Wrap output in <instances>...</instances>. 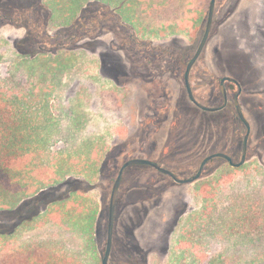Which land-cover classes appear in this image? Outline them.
I'll list each match as a JSON object with an SVG mask.
<instances>
[{
  "label": "rangeland",
  "instance_id": "obj_1",
  "mask_svg": "<svg viewBox=\"0 0 264 264\" xmlns=\"http://www.w3.org/2000/svg\"><path fill=\"white\" fill-rule=\"evenodd\" d=\"M81 1L47 0L46 5L52 7V20L55 23L69 25ZM100 1L118 5L117 11L122 18L143 37L151 32L147 25L152 21L150 4L157 9L164 4L163 7L167 9L175 7L181 0H150V4L144 0ZM191 1L193 4L197 2L203 5L206 2ZM1 24L3 23L0 22ZM11 25H4L6 28L0 32V95L9 98V104L15 105L13 110L20 122L16 127L20 133V157L10 178L0 187V264H102L101 251L105 241L106 219L102 221L101 234L96 227L93 240L84 233L89 232L88 227L83 231L85 221L81 218V208L74 198L54 202L45 209L42 204L39 215L37 214L40 209H33L27 201L44 189L53 191L52 195L65 197L69 184L74 183L82 188L88 177L96 178L99 173H103L105 177L102 179L101 175L98 181H94L87 194L99 202L102 200L105 192L101 185L108 182L106 174L116 172L117 175L123 160L133 150L127 143L135 137L140 143L143 136L141 132L134 138H129V133L125 130V125L129 124L131 118L126 117L132 110L131 96L141 100L140 95H133L137 91V82L118 85L116 79L111 78L106 70L105 75L100 71L98 59L91 58L89 54L68 53L67 50L60 49L52 55L38 54L36 57L24 58L17 53L13 42L7 39L13 30ZM158 33L168 35L167 30L153 34ZM218 35L215 49L222 50L224 58L217 72L236 77L249 91L245 100L247 116L253 125V135L261 144V148L253 151L260 152L264 161V52H260L261 46H264V0H242L238 10L219 25ZM101 50L109 64L107 69L111 70L113 61L108 59L110 54L104 47ZM227 51L229 59L225 58ZM81 64L84 67L78 69ZM121 69L116 66L113 70ZM76 71L77 74H73L74 79L77 77L80 80L76 79L73 84L61 82L63 77ZM117 79H120L119 74ZM5 88L8 94H3L6 92ZM187 139L192 141L193 134L190 133L188 138L184 137L183 141L187 142ZM199 139L204 142L199 145L201 152L209 150L208 133L200 130ZM107 145L112 148L115 146L114 154L122 146L126 147L120 161L112 163V154L104 158L101 164V149ZM236 172L238 175L264 173V165L251 163ZM256 182H250L255 185L249 189L262 192L264 199V180L258 185ZM146 183L144 179H133L132 172H129L122 188L120 205H125L128 199L137 197V193L147 187ZM239 183L245 182L226 183L221 191L215 192L219 199L218 209L223 208L224 212L228 209L234 212L241 210L242 206L224 207L230 185L234 184L237 188L235 185L238 184L241 187ZM109 191L106 190V193ZM187 194L190 206L198 207L202 211V199L192 200L190 187ZM182 203L183 188L179 186L162 191L161 194L155 192L148 201L131 204L118 222L122 238L128 240L131 229L138 227L136 238L139 246L161 250L166 245L169 234L172 235L177 226L176 216ZM258 206L260 208V204ZM142 207L150 209L149 214H143ZM257 207L253 205L251 208ZM261 209V227L250 228L248 225L242 229L244 232L241 234L238 228H230L233 231L232 237L229 235L227 242L219 237L211 239L212 248L205 251L199 260L198 256L204 253L206 242L213 235L212 226H208L205 234H201L203 239H200L198 245L188 240L190 238H178L173 243L174 247L178 251L187 250L188 257L193 254L194 256L188 260L167 256L165 264H210L208 259L211 257L216 258L211 264H222L226 258L236 262V257L244 260L243 262L264 264V203ZM21 218L26 220L15 231L9 232L11 226ZM224 226L230 225L221 222L216 229L222 231ZM131 246L137 247L126 241L116 245L117 257L125 264L132 262L128 260L127 254L124 255L131 250ZM152 253L149 264L153 261L158 264L163 262L159 259V251Z\"/></svg>",
  "mask_w": 264,
  "mask_h": 264
},
{
  "label": "flooded vegetation",
  "instance_id": "obj_2",
  "mask_svg": "<svg viewBox=\"0 0 264 264\" xmlns=\"http://www.w3.org/2000/svg\"><path fill=\"white\" fill-rule=\"evenodd\" d=\"M232 1L215 0L206 45L190 71L189 79L195 99L207 107L204 108L192 100L189 95L186 85V69L206 31L212 0H206L204 5L197 2L193 4L191 0H181L175 7L167 9L163 7L164 4L157 9L150 4V0H144L152 6V21L151 24H147L151 32L147 36L142 35L143 37L122 18L117 11L118 5L113 3L112 5L100 0H82L72 23L62 25L52 20L54 13L52 7L46 5L47 0H0V22L3 23L0 25V32L7 27V24H12L10 28L13 30L7 39L13 42L17 53L24 58L36 57L38 54L52 55L60 49H65L68 53L89 54L91 58L98 59L100 71L105 75L106 70L111 78L116 79L118 85H131L133 81L137 82V91L133 95H140L141 100L138 101L131 96L132 110L126 116H131V118L129 117V124L125 125V130L129 133V138H134L141 132L143 136L140 143L136 141V137L127 143L133 147V150L123 160L117 175L116 172L111 175L106 174L108 182L101 185L105 194L100 201V213L96 224L101 234L102 221L106 219L103 243L105 250L101 251L102 259L108 244L112 191L121 167L131 159H146L154 164L132 163L123 172L115 202L109 264H118L116 261L118 260L116 252L118 243L125 241L134 243L139 252L144 249L139 246L136 238L138 227H133L127 236L128 240H125L119 231L120 223L118 222L131 204L148 201L155 192L161 194L162 191L170 188L179 186L183 188V203L181 209H178L177 226L173 233L180 228V238H190L188 240L196 244L203 239L201 234H205L206 231L203 229L208 226L216 228L220 227L221 222H227V225L243 228L253 224L251 214L260 216L262 209L258 204L256 209H252L253 206H251L241 207V210L235 212L230 209L224 212L223 208L218 209L219 199L215 195V192L223 188L232 174L219 172L223 170L224 164H229L236 171L251 163L264 165L263 155L253 151V149L261 148V144L257 138L255 139L253 125L247 116L245 100L249 91L236 77L217 72L224 58L223 51L215 49L219 36L218 27L238 10L242 0ZM162 30H167L168 35L153 34ZM104 36L106 39L103 38ZM101 47L106 48L110 54L108 59L113 61L111 70L107 69L109 64L101 52L103 50ZM168 47H173L175 54L168 56ZM260 52H264V46L263 48L261 46ZM185 57H187L186 64L183 61ZM225 58L229 59L228 51ZM81 66L84 67L81 64L78 69ZM116 66L121 67V71L113 70ZM73 74L76 75L77 71L69 75L72 78V84L76 82V79L80 80L77 77L74 79ZM118 74L120 79H117ZM224 77L233 78V80L227 79L224 82L226 96L221 86ZM240 88L238 102L250 125L245 162L240 166H234L227 158L214 156L205 164L201 176L191 182H179L171 174L164 172L161 168L170 170L179 179L194 177L203 160L216 153H225L234 162L241 160L248 127L241 118L236 105L235 98ZM216 89L219 91L218 98L215 97ZM205 115L209 118L211 132L209 148L211 149L204 156H200L199 121L200 117ZM190 133L193 134V140L189 142L187 139V142H184V137L188 138ZM114 147H111L105 158L115 153ZM232 147L237 148L234 155L230 152ZM124 148L126 147L122 146L110 158L112 163L120 161L119 158L124 153ZM129 172H132L133 179H144L147 187L137 193V197L128 199L125 205L121 206V192ZM101 175L103 179L105 176L103 173ZM200 186L209 188L215 198L213 204L203 208L202 211H199L198 207L190 206L189 194H187V189L190 187L192 200L199 198L195 196V191ZM106 190L109 192L106 193ZM141 209L143 214L150 212V209L144 207ZM172 235L169 234L166 245L170 242ZM144 250L147 252L144 254L145 259L142 264H149L153 249Z\"/></svg>",
  "mask_w": 264,
  "mask_h": 264
},
{
  "label": "trees",
  "instance_id": "obj_3",
  "mask_svg": "<svg viewBox=\"0 0 264 264\" xmlns=\"http://www.w3.org/2000/svg\"><path fill=\"white\" fill-rule=\"evenodd\" d=\"M170 46V45H169ZM175 49L173 47H168V56L175 54ZM183 61L187 62V57H185L183 59ZM3 88V87H2ZM4 89V88H3ZM5 93L3 94H8L7 93V89L5 88ZM215 97L218 98L219 97V91L218 89H216L215 91ZM9 98H5L4 95H0V187H2L4 185V183L10 178L11 174L14 171V166L17 163L18 158L20 157V147H19V136L20 133L17 132V128L19 125V118L17 115V113L13 110L15 105L13 104H9ZM217 102V101H216ZM200 130L202 131H206L208 133V137L210 140L211 137V132L209 129V118L208 116H201L200 117V121H199V133ZM198 133V135H199ZM200 144L202 145L204 142L200 141ZM109 145V144H108ZM104 146L103 149H101V156H102V162L104 161L105 156L107 155V153L110 151L111 146ZM201 148V146H199ZM205 147V146H204ZM211 149V148H210ZM209 149V150H210ZM209 150H205L209 151ZM237 148H230V152L234 155L236 152ZM205 152H201L200 150V156ZM100 163V162H98ZM176 167V166H174ZM223 170L219 171V172H227V173H235L236 170L231 167L229 164H224L223 165ZM101 173H99L96 178L93 177H88L85 181H84V185L83 187L85 188H81L79 186H77L76 184H69V188H68V194L65 197H61L59 196V194L56 195H52L53 191H50L49 189H44L41 190V192H39L35 197L30 198L27 202L31 203L33 209H35L36 207L38 209H40L41 205L44 204L45 208H48L50 204L54 203V202H58V201H65V200H69L74 198L75 201L79 204L80 208H81V218L84 219L85 224H84V229H86L87 227L89 228V232H84L88 238V236L91 237V239L94 240V234H95V230L97 227V219L100 213V206L101 203L99 202V200L93 198L92 196L88 195L87 193L89 192V189H91L92 183L94 181H98L99 177H100ZM203 182V181H202ZM201 182V183H202ZM60 186H63L60 185ZM58 186V187H60ZM49 190V191H48ZM74 193H76L77 195L75 196ZM195 196H198L199 198L202 199L203 203L202 206L203 208H207L209 204H211L213 202V200L215 199L212 195V191H210L209 188L205 187V186H200L198 187V190L195 191ZM41 209L38 211L39 215L41 213ZM36 216V215H34ZM24 220H26L25 218H21L18 222H16L15 224H13L11 226V228L9 229V232H13L15 231L23 222ZM234 229V225H230L226 228H222L223 230L227 229L229 231H231L232 229ZM187 230L190 231V229L187 228ZM207 227L203 229V231H206ZM221 230V229H220ZM223 232V231H222ZM242 231H239V234H241ZM233 233V231H231V234ZM203 237V236H201ZM131 243H129L130 245ZM185 245V244H184ZM192 245V244H189ZM197 245V244H196ZM131 248V250H129L128 252H126L124 255H126L127 257H129L128 260L132 261L131 264H142L144 262V254L147 252V250L142 249L141 252L137 251V249H133L132 246L129 247ZM105 250V246H103V248ZM160 252V255H168V256H174L177 257L178 259H184V260H188L191 257H188L186 251L187 250H181L178 251V249H176L174 247V245H165L161 250H157ZM181 255V256H180ZM118 256V255H117ZM118 260L117 263L118 264H125L123 263V261H121L119 259V257H117ZM194 259V258H193ZM192 259V260H193ZM236 262H231L230 264H255V263H250L249 261H245L241 260V259H236ZM193 263V262H191ZM126 264H129L126 263ZM152 264H158L157 262H152Z\"/></svg>",
  "mask_w": 264,
  "mask_h": 264
},
{
  "label": "crops",
  "instance_id": "obj_4",
  "mask_svg": "<svg viewBox=\"0 0 264 264\" xmlns=\"http://www.w3.org/2000/svg\"><path fill=\"white\" fill-rule=\"evenodd\" d=\"M71 80H72V78L69 77V75H68V76L63 77V80L61 82L65 83L67 81L68 83H71ZM100 132H102V131H100ZM237 175H238V173H232L230 176V179H228L226 181L227 184H229L233 181L234 182L235 181H241V182L244 181L245 183H239V185L241 187H239L238 184H236L235 186L237 188L234 187V184L230 185L231 189L229 188V193L225 196L226 205H224V207L230 206L231 208H237V207H241V206L242 207H251L253 205H255L257 207V204H260V209L263 208L264 199H263L262 192H256L257 190H251V189H249V187H251L252 185H255V184L250 183L252 181H255V182L257 181L256 185L260 184V181L264 180V173L261 172V173H255V174H250V175H240L239 174L238 178L234 179ZM255 188H257V186H255ZM217 199H218V197H217ZM208 206L210 207L211 204H209ZM251 220L253 221V224L249 225L250 228L261 227L262 221H263L262 211L260 213V216H256V214H251ZM247 227H248V225L243 227V228H238V230L242 231V229H245ZM223 228H226V226H224ZM234 229H235V227H234ZM212 230H213V235H212V237L209 238V241L206 242V249L203 251L204 253H201V255L198 256V260L200 259V256L205 254V251H209L210 248H212L213 242L211 241V239H214V237H219V238L223 239L224 242H227L228 236L229 235L231 236V231H229L228 229H227V231H226V229L222 230L223 232L221 230H217L216 228H212ZM180 233H181L180 228L175 230V232L173 233V235L171 237L170 242L167 245L173 246L174 241H176L178 238H180ZM207 236L209 237L208 234H207ZM201 245H204V244H201ZM157 250L158 249H153L154 252L155 251L157 252ZM167 256L168 255H164V254L160 256L159 259L163 260V262L160 264L166 263L165 261L168 260ZM236 259L239 260V258H237V257H236ZM236 259L234 258V260H236ZM215 260H216V258L211 257L208 259V262L212 263ZM231 262H232V260L230 258H228V259L226 258V259H224L222 264H230Z\"/></svg>",
  "mask_w": 264,
  "mask_h": 264
},
{
  "label": "water",
  "instance_id": "obj_5",
  "mask_svg": "<svg viewBox=\"0 0 264 264\" xmlns=\"http://www.w3.org/2000/svg\"><path fill=\"white\" fill-rule=\"evenodd\" d=\"M214 5H215V0H212L206 31H205L204 36L202 37V40H201V42H200V44H199V46L197 48V51L195 52L194 56L191 58L188 66H187V69H186V85H187V88H188V92H189V95H190L191 99L194 100L196 103H198V102L195 99V96H194V93H193V90H192V87H191L189 75H190V71H191L192 66L197 61V59L199 58L201 52L203 51V49H204V47L206 45V42H207V39H208L209 30H210V27H211ZM227 79L233 80V78L224 77L222 79L221 86H222V89L224 91L225 96H226V89L224 87V82ZM240 91H241V88H240V90L237 93L236 98H235L236 99V105H237L238 112H239L241 118L244 119V121H245V123H246V125L248 127V132H247V134L245 136V142H244V147H243V155H242L241 160L239 162H234L233 159L229 155H227L225 153H216V154H211V155L207 156L203 160L198 173L194 177H191V178H188V179H179L170 170L165 169V168H161L164 172H167V173L171 174L179 182H191V181H193V180H195V179H197V178H199L201 176V173L203 172L205 164L214 156H223V157L227 158L231 162V164L234 165V166H240V165H242L245 162L246 155H247V142H248V137H249V132H250V125H249L248 121L245 119V117H244V115L242 113L241 107L239 105V102H238V96L240 94ZM198 104L200 106L204 107V108H207V107L201 105L200 103H198ZM211 109H213V108H211ZM132 163H153V162H151L149 160H146V159H131V160H128L120 169V172H119V175H118V177L116 179V182L114 184L113 191H112V196H111L110 213H109L108 244H107L106 252H105L104 257L102 259V263L103 264H109V255H110V251H111V247H112L114 212H115V202H116L117 192H118V189H119V186H120V182H121V179L123 177V172H124L125 168L128 165L132 164ZM155 165L159 167V165H157V164H155Z\"/></svg>",
  "mask_w": 264,
  "mask_h": 264
}]
</instances>
